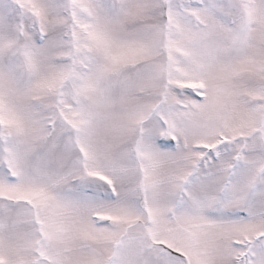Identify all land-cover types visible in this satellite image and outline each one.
Wrapping results in <instances>:
<instances>
[{
	"label": "snow or ice",
	"instance_id": "obj_1",
	"mask_svg": "<svg viewBox=\"0 0 264 264\" xmlns=\"http://www.w3.org/2000/svg\"><path fill=\"white\" fill-rule=\"evenodd\" d=\"M0 264H264V0H0Z\"/></svg>",
	"mask_w": 264,
	"mask_h": 264
}]
</instances>
